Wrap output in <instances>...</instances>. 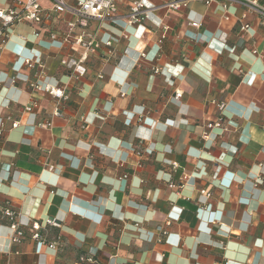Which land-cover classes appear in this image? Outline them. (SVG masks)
<instances>
[{"label": "crops", "instance_id": "crops-1", "mask_svg": "<svg viewBox=\"0 0 264 264\" xmlns=\"http://www.w3.org/2000/svg\"><path fill=\"white\" fill-rule=\"evenodd\" d=\"M133 1L73 30L99 44L83 77L61 61L84 48L51 40L68 16L18 23L0 49V264H264V21L234 2L189 1L130 27ZM37 80L66 86L59 115ZM218 117L228 129L203 139ZM50 218L61 226L44 227ZM33 222L56 249L31 238Z\"/></svg>", "mask_w": 264, "mask_h": 264}, {"label": "built area", "instance_id": "built-area-1", "mask_svg": "<svg viewBox=\"0 0 264 264\" xmlns=\"http://www.w3.org/2000/svg\"><path fill=\"white\" fill-rule=\"evenodd\" d=\"M51 7L49 9H44L41 4V0H26L23 3L21 11L15 8H0V49H4L10 41L11 28L12 26L24 22H36L43 23L45 20L53 15L57 16H68L66 24L68 26L67 30L63 33L62 40L57 39L55 33L51 34V40L53 42H58L64 44L66 42H73L79 46H82L85 50L84 56L80 58L63 59L61 61L62 66L73 72L77 77H83L87 74L88 68L86 66V53L95 52L99 48L98 42L94 40L92 36L87 34L85 31L78 35L73 34V30L77 27H87L90 20H100V21H113L116 19V13L118 11V6L122 0H49ZM189 1H200L204 2L206 5H211L213 3H224L226 1L234 2L239 5L247 7L251 12L257 14L264 21V5L260 4L258 0H162L160 5L148 6L143 0H134L129 8V12L125 16L126 24L130 27L139 25L146 20L152 18L156 10H171L178 11L187 5ZM191 25L196 28H200L201 24L199 22H191ZM249 25L244 24L241 26V31H246ZM90 36V37H88ZM201 38L198 36L197 41L199 42ZM162 39L160 40V43ZM106 46H111V42H107ZM264 56V50L262 52ZM157 56L154 55L152 60ZM147 58V56H145ZM25 65L29 68L37 69L36 78L40 79L44 77L45 67L41 63H38L34 59H25ZM161 70L159 68H154V73H159ZM12 82H16V78H12ZM30 87L35 93L49 94L58 101V105L54 109V115L60 114V104L67 101L69 96L66 92V86L57 84H49L45 82H31ZM182 92L176 91L175 98H180ZM37 107L36 103H32L30 106L26 107V111L31 112L33 108ZM222 107V106H220ZM16 126V124H14ZM46 127L51 126V122L45 124ZM228 122L225 119L218 117L214 120H208L205 122L204 131L202 132L203 139H209L212 136L216 137L214 130L225 131L228 128ZM127 176H125L126 178ZM203 194L209 195L206 191H202ZM3 214L11 219V230H12V242H21L25 234L22 229L23 225L15 220L16 214L11 208H6ZM26 226V225H24ZM53 226L60 227L61 224L55 219H48L44 227ZM43 226L39 222L32 223V234L31 238L40 244L47 245L52 249H56L58 244L56 242L50 243L44 239L41 234Z\"/></svg>", "mask_w": 264, "mask_h": 264}]
</instances>
